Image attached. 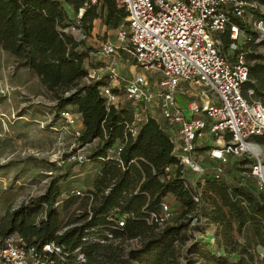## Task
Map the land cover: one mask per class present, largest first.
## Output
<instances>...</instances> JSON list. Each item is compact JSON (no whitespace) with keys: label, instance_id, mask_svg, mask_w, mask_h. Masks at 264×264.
<instances>
[{"label":"trees","instance_id":"16d2710c","mask_svg":"<svg viewBox=\"0 0 264 264\" xmlns=\"http://www.w3.org/2000/svg\"><path fill=\"white\" fill-rule=\"evenodd\" d=\"M65 4L76 14L83 9L82 15L70 18ZM126 18L127 13L117 7L115 0H102L100 4H91L89 0H0V46L15 57L18 67L40 77L43 86L59 100L60 111L70 106V111L81 115L83 132L76 139V147L91 145L85 153V162H101L92 188L83 195L81 207L85 208L81 214L73 212L64 223L61 204L66 212L79 196L60 203L63 176L57 175L48 182L44 193L7 213L0 221V239L18 232L29 244L54 242L63 248L64 264L72 261L77 249L88 258L85 264H115V259L124 255V249L116 241L137 238L139 246L127 250L121 264H182L185 257L181 255L182 248L186 246L187 257L192 253L210 255V249L203 243L208 238L219 242L221 237L227 252L240 255L236 264H253L252 243L264 248V193L238 181L237 171L247 169V158L233 159L223 166L217 178L214 169L205 173L200 205L194 203L180 176L163 180L166 167L175 164L177 158L169 126L162 118L142 115L138 134L129 137L119 158L104 159L117 140L125 137L127 125L135 121V106L127 100H121L117 106L109 104L100 91L105 77L88 79V49L92 51V47L87 40L96 19H102L107 31H111L125 24ZM71 26L80 30L82 40L66 31ZM247 36L249 40L242 49L249 67L246 86L254 90L253 98L259 99L264 97V53L245 49L256 42L257 34L248 30ZM222 38L224 46H228V34ZM119 90L112 89L121 95ZM67 155L70 159L71 153ZM134 159L136 162H132ZM167 196L183 207L181 218L164 227L148 225L144 218L151 211H159ZM206 200L211 211L204 210ZM114 212H130L134 217L118 228L110 218ZM191 214H199L194 223ZM213 227L215 231H211ZM108 233L113 234V239L101 243L99 240ZM200 235L204 236V242H200ZM237 236L245 237V244ZM192 238L194 242L188 247ZM211 258L219 264H233L224 256Z\"/></svg>","mask_w":264,"mask_h":264},{"label":"built area","instance_id":"2783aa9c","mask_svg":"<svg viewBox=\"0 0 264 264\" xmlns=\"http://www.w3.org/2000/svg\"><path fill=\"white\" fill-rule=\"evenodd\" d=\"M89 1L100 4L102 0ZM115 2L127 13L126 23L115 30V39L107 40L97 54L110 58L121 51L126 54L127 62L133 61L144 71L124 77L112 62L106 66L105 76L99 73L104 66L89 69L88 79L105 77L106 83L100 91L109 104L117 106L121 100H127L139 111L134 114L135 121L127 125L125 137L117 140L104 159L119 158L129 137L138 134L142 115L158 117L169 126L177 158L175 164L166 167L163 180L180 176L196 205L203 200L205 173L214 169V175L219 177L223 166L236 157L249 160L247 169L239 171V183L264 193V140L259 139L264 137V97L254 99V90L246 86L249 67L242 50L249 40L248 30L257 34L258 43L264 41V2ZM223 34H228V46H224ZM113 88H122L123 94H115ZM69 109L61 110L60 115L68 127H73L76 140L83 132V123L81 115ZM74 145L76 148L77 141ZM84 149L81 147L80 151ZM206 157L211 160L208 165L203 162ZM70 158L79 162L87 160L83 152L73 153ZM72 193L84 195L80 189ZM198 215H189L191 223L198 220ZM175 216L171 204L163 201L159 211L149 212L144 219L148 225L164 227L172 224ZM133 217L130 212L110 215L118 228ZM112 239L113 234L108 233L99 241L107 243ZM58 261L64 264L66 258L62 246L54 242L29 244L18 232L0 239V264H57ZM87 261L86 255L77 249L69 264Z\"/></svg>","mask_w":264,"mask_h":264},{"label":"rangeland","instance_id":"374dc122","mask_svg":"<svg viewBox=\"0 0 264 264\" xmlns=\"http://www.w3.org/2000/svg\"><path fill=\"white\" fill-rule=\"evenodd\" d=\"M65 8L70 18H79L71 6L65 4ZM100 11L103 13L104 9H100ZM96 20L98 21L95 22ZM96 20L93 23L91 36L87 40L88 45L92 47V51L88 49L89 68L104 66V70L99 73L105 76L106 70L108 71L106 66L112 62L124 77L133 72H143L144 70L138 64L133 61L127 62L126 54L121 51L116 57H104V59L100 54H97V51L107 40L115 39L116 31H107L103 20ZM66 31L79 41L83 39V35L76 27H68ZM256 42L246 45L245 49L249 52L255 51L256 54L264 53V43L256 45ZM248 61L253 62L252 60ZM86 80L84 79V81ZM197 88L196 91H199L200 87ZM119 91L120 94H123L122 88ZM191 94L193 93L191 92ZM58 102L56 95L43 86L39 76L27 68L18 67L15 57L0 46V221L8 212H12L23 203L44 193L48 182L57 175L63 176L60 179L63 190L60 203L65 198L74 197V193H72L74 189L84 191L85 196L86 191L92 188V180L100 168L101 162L75 163L73 159V162H70L71 158L67 159L69 153L78 155L83 152L85 154L91 145L86 146L83 151H80L81 147L75 148L74 129L68 127L59 114ZM69 108L71 107L69 106ZM134 109V114L139 112L136 108ZM77 126H79V122ZM262 157H264V152ZM203 162L207 165L210 163L206 159ZM237 173L239 174L238 171ZM84 196L80 195L66 212L62 210L61 204L60 210L64 223L70 220L73 212L77 216L81 214L85 208L81 207ZM165 199L176 212L175 220L180 219L181 213H183L181 204L173 200L171 196H167ZM209 204V201L206 200L205 211H211L212 207ZM89 206L87 205V208ZM215 230L216 228L213 227L211 231ZM202 235H200V242H204ZM237 240L241 244L246 242V238L243 236H237ZM222 241L221 237L219 242L215 243L212 238L205 240L203 244L210 249V255L192 253L187 257L185 246L181 251V255L185 256L182 257V264H219L211 258L213 255L224 256L229 263L236 264L241 258L240 255L233 251L227 252ZM192 242H194L193 238L188 241V247ZM139 243L137 238L117 240L116 244L122 246L124 255L115 259V264H121L126 251L139 246ZM251 253L254 256L253 264H264V248L261 245L253 242ZM245 256L247 257L246 253Z\"/></svg>","mask_w":264,"mask_h":264},{"label":"crops","instance_id":"0c3cea01","mask_svg":"<svg viewBox=\"0 0 264 264\" xmlns=\"http://www.w3.org/2000/svg\"><path fill=\"white\" fill-rule=\"evenodd\" d=\"M82 12H83V10H80V12H79V14H77L76 16H81L82 15ZM98 20H96L95 22H97ZM103 58V57H102ZM104 59V58H103ZM82 119H81V116H80V121H81ZM82 122V121H81ZM204 159H206L208 162L209 161H211V160H209L207 157L206 158H204ZM210 164V163H209Z\"/></svg>","mask_w":264,"mask_h":264}]
</instances>
